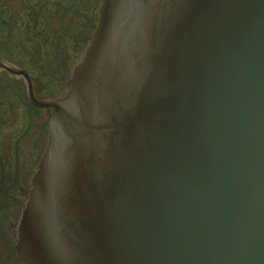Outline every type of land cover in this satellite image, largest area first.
<instances>
[{"label": "water", "instance_id": "water-1", "mask_svg": "<svg viewBox=\"0 0 264 264\" xmlns=\"http://www.w3.org/2000/svg\"><path fill=\"white\" fill-rule=\"evenodd\" d=\"M106 0L16 264H264V0Z\"/></svg>", "mask_w": 264, "mask_h": 264}, {"label": "flooded vegetation", "instance_id": "flooded-vegetation-1", "mask_svg": "<svg viewBox=\"0 0 264 264\" xmlns=\"http://www.w3.org/2000/svg\"><path fill=\"white\" fill-rule=\"evenodd\" d=\"M120 14L133 0H115ZM106 0H0V264H16L20 227L59 112L92 46Z\"/></svg>", "mask_w": 264, "mask_h": 264}]
</instances>
